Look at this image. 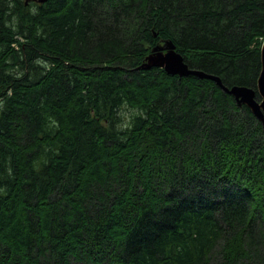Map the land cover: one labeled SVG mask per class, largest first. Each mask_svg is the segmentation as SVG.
<instances>
[{"label": "trees", "instance_id": "1", "mask_svg": "<svg viewBox=\"0 0 264 264\" xmlns=\"http://www.w3.org/2000/svg\"><path fill=\"white\" fill-rule=\"evenodd\" d=\"M25 2L0 0V264H264L261 121L137 68L172 39L257 88L264 0Z\"/></svg>", "mask_w": 264, "mask_h": 264}, {"label": "water", "instance_id": "2", "mask_svg": "<svg viewBox=\"0 0 264 264\" xmlns=\"http://www.w3.org/2000/svg\"><path fill=\"white\" fill-rule=\"evenodd\" d=\"M33 1L43 4L49 0ZM154 67L163 68L171 75H178L180 77L194 75L215 81L225 92L234 96L238 105H247L254 116L261 121L264 129V41L261 48V72L258 78L257 88L246 85H233L228 87L218 75L191 68L184 60L181 52L177 50V45L172 39L160 40L151 48L150 53L137 68L147 70Z\"/></svg>", "mask_w": 264, "mask_h": 264}, {"label": "rangeland", "instance_id": "3", "mask_svg": "<svg viewBox=\"0 0 264 264\" xmlns=\"http://www.w3.org/2000/svg\"><path fill=\"white\" fill-rule=\"evenodd\" d=\"M150 53V51L148 52V54ZM263 127V126H262ZM79 263V262H78Z\"/></svg>", "mask_w": 264, "mask_h": 264}]
</instances>
